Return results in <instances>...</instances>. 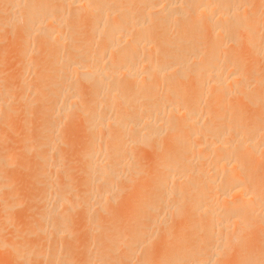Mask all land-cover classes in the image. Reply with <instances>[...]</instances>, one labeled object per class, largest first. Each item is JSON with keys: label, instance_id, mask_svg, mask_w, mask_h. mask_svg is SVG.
<instances>
[{"label": "bare ground", "instance_id": "6f19581e", "mask_svg": "<svg viewBox=\"0 0 264 264\" xmlns=\"http://www.w3.org/2000/svg\"><path fill=\"white\" fill-rule=\"evenodd\" d=\"M0 13L1 32L23 22L15 51L33 55L25 70L40 81L53 72L46 96L36 87L28 93L44 100L36 134L44 128L55 135L68 118L90 132L91 144L73 154L85 162L79 190L63 182L72 176L61 173L62 153L53 155L62 140L41 143L37 161L44 165L36 174L47 189L41 213L25 219L28 233L52 236L65 247L73 198L89 194L84 212L87 227H94L99 218L90 220L91 212L103 217L122 184L149 171L155 187L138 202L146 212L137 225L151 231L132 225L114 249L151 245L155 229L169 238L172 223L190 219L169 252L147 250L141 264H264V0H3ZM1 56L5 61L7 51ZM1 77L4 128L17 113L11 105L17 87L3 88ZM82 89L92 92L84 103ZM45 99L54 101L49 117ZM20 150L0 149V167L26 151ZM12 247L19 258L27 248L38 249L36 242Z\"/></svg>", "mask_w": 264, "mask_h": 264}, {"label": "rangeland", "instance_id": "374dc122", "mask_svg": "<svg viewBox=\"0 0 264 264\" xmlns=\"http://www.w3.org/2000/svg\"><path fill=\"white\" fill-rule=\"evenodd\" d=\"M1 1L3 0H0V2ZM1 15V18H4V14ZM22 25L23 22L16 25H10L2 30V32L0 31V54L2 55L3 50L7 51V58L5 57V61H3L4 57L0 55V66H2L0 67V77L2 76L1 80L5 82L2 87L5 88V85L7 84L11 87H17V90L13 94L12 104L11 99L9 102L16 107H14V109L17 110V113L10 117L8 124L4 126V128L0 125V149L7 153L8 150L16 151V149H21V153L26 150L25 153L23 152L24 154L20 155V157H13L14 159L12 158L11 164L0 167V176L3 177L0 183V215H7V218L4 217L3 219V216H0V238L7 243V245L3 247L0 246V264H101L100 261H103L102 259H104L105 256H111L113 260L111 264H141V258L147 250H154L153 253L157 256L169 252L171 244H174L177 238L181 235L180 230L183 228L186 231L191 227L193 222L190 219L183 223H172L169 226V229H172L169 238L166 233L162 232V230L157 229L156 232L155 229V235L153 231L150 233L152 235V244H147L143 248H137V246L135 247L137 249H133V252L128 251L124 246V248L120 247L114 249L113 245V242L117 238L121 237L122 239L129 233L128 231L131 230L132 225L133 228L137 229V232H142L144 229L147 230V232L151 231V228L149 227L137 225L142 217V213L146 212V210L139 207L138 202L144 193L152 192V188L154 191L155 187V178H151L153 176L150 175L151 173L149 171L146 174L137 176L134 182L128 181L125 182V184H122V187L120 186L122 190L118 191L120 192L119 194L116 192L118 195L117 198L115 197L114 202L105 205L107 210L103 217H101L102 215H99L100 217L96 216L99 213L97 210L91 212L92 218H90V220H97L99 218L100 221H98L94 227H87L88 220H86L84 212L89 194L81 192L79 198H73L75 202L73 201L72 204H74V206L68 212L69 223L67 226L72 232L70 231L71 235L64 240L65 247L63 246L62 248V243L55 240L52 236L40 232L35 234L30 233L31 229L28 226L31 224L28 225V222L25 221V219L29 217L27 220H30V218L33 220L35 219V216L41 213L42 195L47 189V183H44L43 177L36 174L44 165L41 160L37 161L39 160L38 154L40 155L43 153V149H41L43 148V145L48 139H52V137L60 139V141L62 140L61 142H57L58 151L54 149L53 155L55 154V158H58L56 157L58 156L56 153L60 152L63 154H61L62 156L59 155L62 162H64L62 170L64 171L65 168L64 173H61L62 175L64 174L63 177L66 175L65 172H68L69 175L72 176L70 177L67 174L65 176L66 179H63V182L67 185L73 184V186H75L73 189L79 190L76 186H80L85 178V162L82 157H80L81 159H77L73 154L75 152L79 153L83 151L91 144V142L89 141L90 132L88 130L87 132H82L81 130L82 128L79 124L81 121H77L78 125L72 126L74 119L72 120L73 122H71L70 118L62 121L60 131L55 135H49L44 131V128L43 131L41 130L42 132L36 134L34 121L36 120L39 109L41 110L40 106L43 105V102H41L43 99L41 100L40 98L42 95L46 96V92H48L46 89L50 83V77L53 72H51V74H46L40 81L39 77H37L38 75L33 73V69L32 72H27V70H25V65L27 66L28 63L33 62V55L28 54L25 57V53L22 52V50L15 51L18 42L22 43L23 41V32L21 31ZM18 36L19 38L17 42ZM39 62L37 64L41 65V60ZM35 67L37 68V66ZM1 68H4L5 70H2ZM29 73L31 74L29 75ZM29 86L32 87L31 90ZM33 88L38 89L37 93L41 95L38 96L40 98L37 97V93L31 97L30 94L33 95ZM35 89L33 91L36 92ZM82 90L84 91L85 89ZM86 90V92L82 91V96L85 94L84 96L88 97L92 92L88 89ZM82 96L81 99L84 98L82 99L84 100L83 103L90 98L89 97L86 100V97ZM30 97L31 99H29ZM31 101H35V104L33 103L35 107L32 106L34 109L27 113L26 107ZM53 102V100L50 102L45 99L44 104H48V108H45V111H43L46 117H49L52 112L51 107ZM83 121L84 120H82V122ZM35 139L39 142H32L36 141ZM23 141L27 147L26 149L24 147V150L21 148L23 145L21 142ZM43 142L44 144H41ZM38 143H40V145H38ZM12 151L10 152L12 153ZM15 151L13 152L14 154ZM16 152L19 153V151ZM53 155L51 154V156ZM157 155L158 152L155 154V157ZM139 157L141 158L140 155ZM150 161L148 162L149 165H152L151 163L154 165L155 161L152 160L153 162L151 161V163ZM149 167L151 166H148L147 169ZM69 179L71 180L69 181ZM123 181L121 183H123ZM17 194L21 196L22 200L19 205H16V203L14 204L15 198H18ZM5 205L7 207L6 212H4L3 209ZM132 219L133 223H131ZM104 229H108V231H105ZM28 231L30 232L28 233ZM183 236L186 237L187 234L184 233ZM100 239H104V245L99 247V244L97 243ZM24 242H36L38 249L36 248L37 250H33L32 248H27V250H24L22 258L15 257L13 255V244L18 245V243ZM36 251L37 254H35ZM53 251H57V256L51 261V253ZM231 253L232 255H236L238 253V247H235Z\"/></svg>", "mask_w": 264, "mask_h": 264}]
</instances>
